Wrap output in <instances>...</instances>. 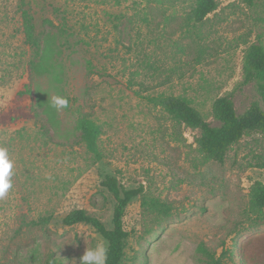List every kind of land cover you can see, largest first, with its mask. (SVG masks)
<instances>
[{
    "label": "rangeland",
    "instance_id": "obj_1",
    "mask_svg": "<svg viewBox=\"0 0 264 264\" xmlns=\"http://www.w3.org/2000/svg\"><path fill=\"white\" fill-rule=\"evenodd\" d=\"M194 1L0 0V147L13 161V187L0 200V264H46L52 255L80 264L87 249L107 247L91 225L61 222L84 208L112 226L107 174L143 186L126 208L120 264H207L200 244L230 264L232 255L235 264H264V209L250 202L253 183H264V133L244 135L219 163L198 150L199 130L160 104L183 97L213 125L219 96L231 93L239 114L254 102L264 109V76L244 83L247 50L264 46V0H218L202 23L189 19ZM22 9L59 51L61 81L31 71ZM39 90L69 97L57 125L38 106ZM82 115L101 127L97 162L81 140ZM48 214V225L28 224Z\"/></svg>",
    "mask_w": 264,
    "mask_h": 264
},
{
    "label": "trees",
    "instance_id": "obj_2",
    "mask_svg": "<svg viewBox=\"0 0 264 264\" xmlns=\"http://www.w3.org/2000/svg\"><path fill=\"white\" fill-rule=\"evenodd\" d=\"M249 5H254L255 0H245ZM218 0H195L191 7L189 19L195 23L207 20L209 14L218 9ZM24 42L33 51V58L29 60L31 71L40 76L53 77L56 81L62 80L64 73L63 64L59 61V51L48 38L43 43L33 15L27 9H22ZM59 69V70H58ZM244 83L247 84L264 76V46L253 43L245 54ZM259 88L264 93V82L259 83ZM28 85L23 94L31 93ZM38 106L42 112L49 116L53 125H57V109L52 106V100L43 91H38ZM68 107L70 108L69 97ZM160 104L180 123L192 129L199 130L196 138L198 150L208 159L224 163L229 148L238 142L244 135L251 132L264 133V109L258 102H254L244 113L237 112L233 95L227 94L217 97L212 105V115L219 125H213L204 115L183 97L169 96L160 99ZM78 129L81 131V140L88 149L95 154L94 162L101 160V152L98 148V140L101 135V127L89 116H79ZM264 168V162L258 163ZM102 185L112 194L116 203L113 209L112 226L108 227L99 217L90 213L87 209L76 208L65 215L61 222L65 226H73L85 223L95 228L98 234L107 241V264H120L124 255L126 241L129 237L124 227V216L129 203L143 192V186L137 188L125 187L115 175L107 174ZM250 202L254 209H264V183L256 181L251 186ZM153 209L164 216H168V207L158 200L152 201ZM159 209V210H158ZM53 219L52 214L41 215L28 224L46 226ZM206 259L207 264H230L225 260V252L217 253L206 245L198 247ZM231 260L235 264V256ZM46 264H61L60 259L50 256Z\"/></svg>",
    "mask_w": 264,
    "mask_h": 264
},
{
    "label": "clouds",
    "instance_id": "obj_3",
    "mask_svg": "<svg viewBox=\"0 0 264 264\" xmlns=\"http://www.w3.org/2000/svg\"><path fill=\"white\" fill-rule=\"evenodd\" d=\"M52 106L57 110L67 108V98L54 97ZM13 161L9 159L8 150L0 147V200L6 198L13 187ZM108 249L102 243H97L92 249H87L81 257L80 264H107Z\"/></svg>",
    "mask_w": 264,
    "mask_h": 264
}]
</instances>
